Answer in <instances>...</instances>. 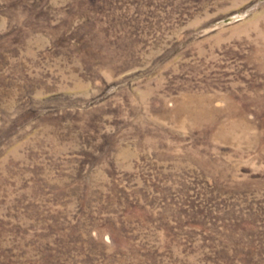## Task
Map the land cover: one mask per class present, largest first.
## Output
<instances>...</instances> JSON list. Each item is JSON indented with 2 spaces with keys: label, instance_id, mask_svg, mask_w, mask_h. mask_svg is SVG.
I'll return each mask as SVG.
<instances>
[{
  "label": "rangeland",
  "instance_id": "rangeland-1",
  "mask_svg": "<svg viewBox=\"0 0 264 264\" xmlns=\"http://www.w3.org/2000/svg\"><path fill=\"white\" fill-rule=\"evenodd\" d=\"M0 264H264V0H0Z\"/></svg>",
  "mask_w": 264,
  "mask_h": 264
},
{
  "label": "trees",
  "instance_id": "trees-1",
  "mask_svg": "<svg viewBox=\"0 0 264 264\" xmlns=\"http://www.w3.org/2000/svg\"><path fill=\"white\" fill-rule=\"evenodd\" d=\"M225 251H226V250H224V254H223V256H227L226 253H225ZM232 251H234V249H233Z\"/></svg>",
  "mask_w": 264,
  "mask_h": 264
}]
</instances>
